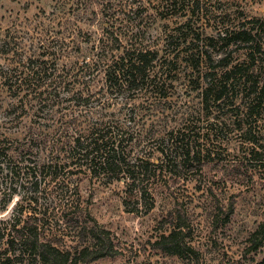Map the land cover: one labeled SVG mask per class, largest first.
<instances>
[{
  "label": "rangeland",
  "instance_id": "rangeland-1",
  "mask_svg": "<svg viewBox=\"0 0 264 264\" xmlns=\"http://www.w3.org/2000/svg\"><path fill=\"white\" fill-rule=\"evenodd\" d=\"M162 2L0 0V64L20 54L24 58L38 54L43 44L62 50L65 55L59 62L63 76L59 92L49 79L37 92L29 91L31 101L21 107L0 87V130L15 144L18 140L31 141L54 126L55 131L71 115L82 118L86 114L83 105H74L71 96L77 91L86 94L89 89L101 92L89 103L94 108L93 118L120 120L135 126L147 138L189 123L201 133L199 142L211 149V154L196 162L191 171L180 168V175H168L166 184L155 185V205L149 212L127 209L124 182L81 175L77 183L85 210L76 222L57 214L52 228L44 231L45 236L61 248L81 247L90 239L85 228L96 221L99 231H110L119 252L88 264H264V233L254 236L264 223V166L249 154L253 144L241 135L231 115L215 110L208 117L203 110L201 95L206 84L203 76L209 68L203 65L197 71L178 60L176 69L163 73L169 95L159 99L150 93L127 100V92L116 95L99 91L105 86L102 70L90 79L92 70L87 62L92 65L98 54L104 61L100 68H104L112 55L121 53L110 46L102 51L106 27L126 48L143 46L157 50L161 57L173 50L177 42L169 35L179 30L187 18L180 15L181 3L167 10ZM202 2L200 12L191 22L193 30L202 34H216L217 22L239 25L246 19L264 20V0ZM236 49L231 47L234 59L244 60L245 52ZM47 94H58L59 105L44 107L52 104L46 100ZM131 118L135 122L128 120ZM253 126L256 139L264 144V116ZM217 127L223 130L218 137L213 131ZM208 130L210 136L206 134ZM155 144L153 141L150 146ZM148 148L149 145L141 143L135 151L144 154ZM34 152L37 160L43 162L46 153L36 149ZM19 199L20 195L15 194L8 206L0 210V221L13 217ZM178 222L185 224V240L195 249L184 256L166 253L154 245L161 234ZM259 241L262 246L254 250ZM12 264L40 263L26 259Z\"/></svg>",
  "mask_w": 264,
  "mask_h": 264
},
{
  "label": "trees",
  "instance_id": "trees-1",
  "mask_svg": "<svg viewBox=\"0 0 264 264\" xmlns=\"http://www.w3.org/2000/svg\"><path fill=\"white\" fill-rule=\"evenodd\" d=\"M162 3L167 10L181 3L180 15L187 18L179 30L169 35L177 42L173 50L161 57L157 50L143 46L126 48L106 27V40H102L104 50H101L105 52L110 46L121 53L112 55L104 68H100L104 61L98 54L92 65L87 62L92 70L90 79L102 70L105 89L99 91L116 95L127 92V100L150 93L159 99L169 95L163 73L176 69L178 60L197 71L207 66L209 70L203 76L206 84L201 95L203 110L208 117L215 110L231 115L241 135L253 144L249 154L264 166V144L256 139L253 126L264 116V20L246 19L239 25L217 22L216 34H202L191 26L200 12L202 0H163ZM44 45L38 54L25 58L20 54L0 64V87L21 107L31 101L32 95L28 92H37L49 79L55 84L56 92L62 84L59 62L65 55L62 50ZM232 46H236L235 51L245 52L244 60L234 59ZM59 47L62 49L61 45ZM32 85L36 87L32 89ZM200 85L198 82L197 87ZM98 94L101 92L91 89L86 94L75 92L71 99L74 105H83L86 114L82 118L71 115L68 120L61 121L62 125L55 131V126L48 128L46 134L39 133L31 141L18 140L15 144L0 130V210L8 206L15 194L20 195L13 217L0 221V264L26 259L40 264H88L117 255L119 250L110 231H99L96 221L85 228L90 239L81 247L61 248L45 236L44 231L52 228L57 214L76 222L85 210L77 183L81 175L106 182H124L127 209L149 212L155 205V185L166 184L168 175H180V168L191 171L196 168V162L200 163L203 157L211 154V149L199 142L201 133L186 122L164 135L147 138L135 126L120 120L93 118L94 108L89 103ZM57 98L58 94H47L46 100L52 104L44 107L59 105ZM132 119L128 120L132 122ZM213 131L218 137V132L223 130L217 127ZM206 134L211 135L209 130ZM153 141L155 146H150ZM141 143L149 145L148 152L135 151ZM35 149L46 153L43 162L37 160ZM142 149L145 151L144 147ZM154 153L158 156L154 157ZM185 227L179 222L172 225L154 245L172 255L195 252L185 240ZM259 233H264V223L254 236ZM262 243L257 242L254 250Z\"/></svg>",
  "mask_w": 264,
  "mask_h": 264
}]
</instances>
